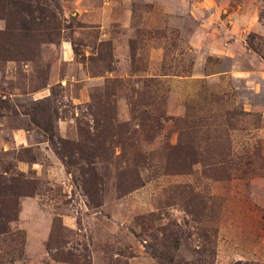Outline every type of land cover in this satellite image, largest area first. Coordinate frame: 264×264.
<instances>
[{"label":"rangeland","instance_id":"1","mask_svg":"<svg viewBox=\"0 0 264 264\" xmlns=\"http://www.w3.org/2000/svg\"><path fill=\"white\" fill-rule=\"evenodd\" d=\"M42 2L58 35L0 61V174L33 182L0 264H264V0Z\"/></svg>","mask_w":264,"mask_h":264},{"label":"trees","instance_id":"2","mask_svg":"<svg viewBox=\"0 0 264 264\" xmlns=\"http://www.w3.org/2000/svg\"><path fill=\"white\" fill-rule=\"evenodd\" d=\"M0 19L4 22V28L0 30V61H15L33 59L36 42H52L58 35L59 19L53 9L45 7L42 0H0ZM12 108L4 99H0V115L12 113ZM49 118L42 130L48 136L52 144L54 153L61 159L74 162L73 146L76 145L78 155L86 162V168L90 164L88 160L94 152L88 142L93 141L92 132L88 129L81 133L83 138L80 142H68L61 139L54 140ZM37 122V121H36ZM93 129V128H92ZM55 141V142H54ZM56 145V146H55ZM83 154L87 157H81ZM70 158V159H69ZM72 160V161H71ZM75 163V162H74ZM72 163V164H74ZM89 170L91 168L89 167ZM81 184L93 183L94 186L100 184V179L92 171L80 172ZM33 182L22 180L17 175L5 176L0 174V260L3 261L7 256L10 260L18 259L22 256L24 236L20 231H10L8 223L14 219L15 203L17 197L30 196L32 191H25ZM83 188V187H82ZM84 189L88 199L97 194V188ZM7 250V251H6ZM52 258L56 261L55 256ZM65 261H70L65 258ZM0 261V262H1Z\"/></svg>","mask_w":264,"mask_h":264}]
</instances>
